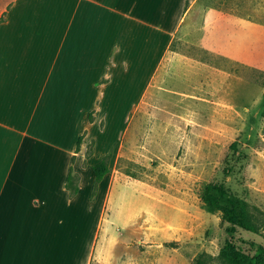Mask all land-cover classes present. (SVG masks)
I'll return each mask as SVG.
<instances>
[{"label": "crops", "instance_id": "crops-1", "mask_svg": "<svg viewBox=\"0 0 264 264\" xmlns=\"http://www.w3.org/2000/svg\"><path fill=\"white\" fill-rule=\"evenodd\" d=\"M244 8L233 0H0V264H154L152 220L137 218L152 216L151 203L114 208L119 178L110 172L93 193V166L110 152L102 139L115 128L112 137L124 134L121 125L170 72L195 76L199 93L181 97L199 104L201 77L215 85L218 74L201 59L233 57L234 17ZM174 40L192 52L171 49ZM119 107H128L122 120ZM113 155L109 169L123 154ZM143 192L153 200L150 185Z\"/></svg>", "mask_w": 264, "mask_h": 264}, {"label": "rangeland", "instance_id": "rangeland-1", "mask_svg": "<svg viewBox=\"0 0 264 264\" xmlns=\"http://www.w3.org/2000/svg\"><path fill=\"white\" fill-rule=\"evenodd\" d=\"M233 1L248 3L246 15L234 17L233 57L216 52L201 59L218 71L215 85L201 77V102L181 97L199 93L192 73L170 72L161 88L152 89L151 103L138 100L136 116L119 123L124 134L112 137L115 128L102 139L113 152L104 158L107 165L114 151L123 154L109 169L119 178L109 203L114 208L151 203L152 216L137 218L138 224L152 220L154 264H194L202 254L219 264L215 257L227 235L221 212L208 210L201 200L209 184H224L239 195L258 226L259 234L238 228L235 237L264 245V0ZM170 47L186 54L193 48L177 40ZM127 109L119 107L120 120ZM148 185L153 200L144 196ZM93 187L94 193L98 183Z\"/></svg>", "mask_w": 264, "mask_h": 264}, {"label": "trees", "instance_id": "trees-1", "mask_svg": "<svg viewBox=\"0 0 264 264\" xmlns=\"http://www.w3.org/2000/svg\"><path fill=\"white\" fill-rule=\"evenodd\" d=\"M109 171L105 159L93 166L95 183H99ZM66 188L73 194L78 192V186L74 184L71 173L68 176ZM201 200L208 210L220 211L222 214V223L227 237L215 257L219 264H264V245L235 237L238 228L252 234H259L258 226L249 213L246 202L221 183L207 185ZM212 260V256L202 254L197 257L194 264H210Z\"/></svg>", "mask_w": 264, "mask_h": 264}]
</instances>
